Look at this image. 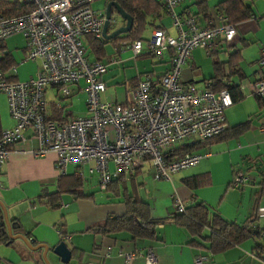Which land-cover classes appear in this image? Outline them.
<instances>
[{
    "label": "crops",
    "instance_id": "0c3cea01",
    "mask_svg": "<svg viewBox=\"0 0 264 264\" xmlns=\"http://www.w3.org/2000/svg\"><path fill=\"white\" fill-rule=\"evenodd\" d=\"M105 1L109 3L114 0ZM201 1L185 0L176 8V13L180 17H192L199 26L207 27L208 25L198 16L197 4ZM224 1L207 0L208 13L214 16L215 8ZM246 4H251L253 15L249 20L235 25L236 35L233 40L226 43L223 38H217L210 54L204 50H195L191 60L182 69V83L201 84L204 88L206 82L212 83L215 75L214 63H219L223 72V77L219 78V85L236 89L242 96L240 101L234 102L225 111L227 128L223 135L204 143L191 139L176 149L189 147L192 148L191 153H207L208 157L190 172L180 176L175 174L168 181L155 180L154 171L150 165L119 176L126 180L127 186L132 182L134 186L132 190L137 199L148 208L150 218L164 221L157 226L155 237L152 240L133 241L127 233L99 237L89 232L90 227L102 224L109 217H120L125 214L123 199L116 198L112 190H108L112 182L118 178L112 180L107 190H103L107 193L111 192L112 195L107 194L105 200L100 199L101 201L96 202L94 194L84 192L86 185H94L93 182L96 183V181L99 185L98 175L90 172L93 163L80 167L69 165L65 173H62L57 168L56 156L53 153L44 156H36L32 153L38 148V144L29 139L30 132L27 131L25 133L27 140L10 149L8 160L3 166L0 174V203L4 208L6 219L16 220L23 232L28 233L36 245H32L25 235H13L9 242L0 246V264H45L33 257L35 253L31 248L58 245L62 242V239L56 242V234L58 235L60 231L70 236L69 241L63 240V242L71 254L75 251L76 256L79 257V260L71 258L69 264H124V258L118 256V251L124 254L134 251L145 252L148 249L156 257V264H194V258L199 255L209 257L210 264H264V260L255 255V243L251 240L213 256L203 248L188 245L194 238L171 220L175 215L173 205L175 201H179L186 210L202 204L211 214H215L228 224L240 226L255 216L254 227L264 231V190L262 189L264 98L254 97L251 91L252 84L264 79V65L259 62L261 51L264 50V0H250ZM148 30L151 35L156 30H163L169 36L177 37V32L172 26V19L167 15L164 7L158 15L147 19V25L140 40L136 41H148L150 38L148 40L143 38ZM85 44L88 59L92 62L98 61L91 54L88 37L85 38ZM24 49L22 37L10 38L0 47L2 59L9 53L14 65L19 58L23 57ZM233 54H236L238 58L236 72H232L226 64ZM168 58L167 53L159 62L153 61L146 54L134 58L131 51L123 49L122 45L115 54H109L106 51V57L99 61L110 63L114 59L115 63L110 64L107 73L102 76V81L106 90L108 86L115 87V98L104 102L129 103L132 92L144 74H151L155 79H159L169 71ZM130 62L144 63L143 70L133 75L128 74L126 68H129ZM38 67V62L24 63L17 68V77L14 81L29 80L35 76ZM115 68L119 71L116 70L114 72L116 76L111 77L109 72ZM83 88V82L79 83L73 88L75 96L62 101L58 99L56 89H49L45 94L47 119L64 122L72 117L84 115L86 94ZM82 94L85 95L84 103L78 110L75 105H79V96ZM57 103L64 107L62 111L57 110L55 106ZM0 119L3 131L13 127L14 123L9 116L8 106L7 109L0 107ZM110 172H114L112 165H110ZM145 172L151 173L152 177L144 179ZM238 172L249 174L252 182L245 188L234 190L230 188V183ZM62 176L78 177L82 182V192L86 198L62 194L59 198V207L51 209L44 205L46 203L44 199L56 192L57 181ZM143 188L144 195H142ZM128 189L131 193V188L128 187ZM208 234L206 230L204 235ZM96 244H98L97 249ZM108 250L110 255L105 257ZM42 251L43 248L37 253L41 254ZM87 252L89 257H86ZM133 264H145V260L138 258Z\"/></svg>",
    "mask_w": 264,
    "mask_h": 264
},
{
    "label": "built area",
    "instance_id": "2783aa9c",
    "mask_svg": "<svg viewBox=\"0 0 264 264\" xmlns=\"http://www.w3.org/2000/svg\"><path fill=\"white\" fill-rule=\"evenodd\" d=\"M31 6V11L15 17L0 16V47L10 38L24 40V54L12 67L2 68L0 51V94L6 98L9 116L14 125L2 132L0 138V174L8 160L10 149L29 139L38 144L36 156L53 153L60 172L69 165L78 167L93 163L91 173L98 175L99 186L105 190L112 180L150 165L154 179L168 181L171 176L198 166L207 153H186L174 157L181 144L191 139L204 143L214 140L226 131L225 111L233 101L228 90L212 91L206 82L199 89L194 84L182 83V69L191 60L196 49L210 54L217 38L230 43L236 35L235 26L217 16L210 26L202 27L192 17H180L176 8L185 0H158L177 37L156 30L143 45L142 41H122L134 58L149 55L159 62L169 54V71L155 79L144 74L127 104L107 103L101 100L106 86L101 80L110 63L90 61L87 57L86 37L103 40L104 15H97L91 5L100 0H17ZM112 22L110 18L109 23ZM39 63L34 77L15 82L18 66ZM264 65V50L259 60ZM83 82L86 94V113L64 122L48 120L46 92L54 88L60 101L75 96L73 88ZM254 97L264 98V79L251 85ZM57 110L64 107L57 103ZM110 165L114 172H110ZM247 173L234 175L230 188L242 189L250 185ZM174 214L185 209L179 201L173 205ZM61 239L70 236L59 232ZM98 248V244L95 245ZM124 264H133L143 258L145 264H156L150 249L145 252L122 253ZM110 250L105 254L109 257ZM194 264H210L209 257L197 256Z\"/></svg>",
    "mask_w": 264,
    "mask_h": 264
},
{
    "label": "trees",
    "instance_id": "16d2710c",
    "mask_svg": "<svg viewBox=\"0 0 264 264\" xmlns=\"http://www.w3.org/2000/svg\"><path fill=\"white\" fill-rule=\"evenodd\" d=\"M128 15L133 19V26L131 31L124 35L121 41H136L140 40L142 33L147 25V19L159 14L163 5L158 0H114ZM250 0H225L215 8L214 16L208 13L207 0H202L197 4L198 16L201 20L210 26L211 22L215 21L217 16L227 19L232 25L249 20L253 15L251 4H246ZM31 6L22 5L17 0H0V16L15 17L22 14L29 13ZM119 38V37H118ZM118 38L112 40L116 41ZM91 54L96 60H101L106 57V42L104 40L88 37ZM111 42V41H110ZM232 72H236L235 68L238 64L236 54L230 56L226 63ZM13 66V60L10 54H6L3 58L2 68L4 70ZM215 75L212 78V83L209 88L214 91L222 89L228 90L232 101L237 102L242 99L240 93L236 89L228 86H220L219 78L223 77L221 65L214 63ZM3 129L0 119V138ZM192 148H182L175 150L174 157L182 156L186 153H191ZM128 187L131 188L129 193ZM82 182L78 177L62 176L57 181V190L54 194L45 197V206L56 209L59 207V198L62 194H70L75 198H86L82 192ZM108 189V188H107ZM106 189V190H107ZM134 186L127 182L123 177L112 182L108 190L114 194L116 198H122L125 204L126 212L120 217H109L102 224L90 227L89 232L99 237H109L120 233H127L132 237V240H152L156 234L158 225L163 224L164 221H156L150 218L148 208L143 205L134 193ZM264 190V183L262 184ZM41 200L43 199L40 198ZM171 220L179 227L184 228L191 238L188 245L197 248L205 249L211 255H218L233 246H239L246 241H253L255 243V255L264 260V231H259L254 227L256 221L255 216L248 219L242 225L228 224L223 222L215 214H211L207 207L202 204L196 205L193 208L185 209L183 214H175ZM208 231L207 236L204 235ZM24 236L32 245H36L35 241L29 237L28 233H24L20 224L16 220H6L4 216V208L0 203V246L9 242L12 236ZM63 242V240H62ZM79 260L75 251H72V259Z\"/></svg>",
    "mask_w": 264,
    "mask_h": 264
},
{
    "label": "rangeland",
    "instance_id": "374dc122",
    "mask_svg": "<svg viewBox=\"0 0 264 264\" xmlns=\"http://www.w3.org/2000/svg\"><path fill=\"white\" fill-rule=\"evenodd\" d=\"M107 3L108 2H106L105 0H100V1H96V2H94L92 5H91V7H92V9L97 13V15H104V13H105V9H106V6H107ZM111 19H112V22L111 23H109V26H108V33L109 34H111V33H113L115 30H117L118 28H121V27H123L124 25H125V22L115 13V12H112V14H111ZM123 36L124 35H121V36H119V38H118V40H116V41H111V42H109V43H107L106 44V51L109 53V54H115L120 48H121V40H119V39H121V38H123ZM151 37V33H150V31L148 30V31H146L145 33H144V36H143V38L144 39H146V40H148L149 38ZM20 44H22L21 42H19ZM142 43H143V45H146V41H142ZM196 50H199V49H196ZM195 51V50H194ZM193 51V52H194ZM192 52V53H193ZM192 57V56H191ZM137 61H139V60H137ZM209 63L207 62V65H208ZM144 66V63H140V62H130L129 64H128V67L129 68H126V71H128V74H135L137 71H142L143 70V67ZM20 66H18V68H19ZM143 67V68H142ZM116 70H118V69H112L109 73L111 74V77H113V76H116L115 74H114V72L116 71ZM119 71V70H118ZM110 74H108V76H110ZM114 78H116V77H114ZM101 80H102V78H101ZM196 87L197 88H202L201 87V84H198V85H196ZM114 89H115V87L112 85V86H108V88H107V90H106V93H104L102 96H101V100L102 101H112V100H114V98H115V92H114ZM79 98H80V103H79V105L78 106H76L75 105V107L76 108H78V110L80 109V108H82L81 107V104H83L84 103V98H85V95L84 94H82V95H80L79 96ZM7 102H6V100H5V96H3V94H0V107H1V109L3 108V109H7V104H6ZM194 169V167L193 168H189V169H187V170H184V171H181V172H179V173H177L175 176H180V174H184V173H188V172H190L191 170H193ZM143 175V174H142ZM152 177V175H151V173H149V172H145V174L143 175V178L144 179H150ZM174 177V176H173ZM141 178V177H140ZM142 179H140V181H141ZM93 184L94 185H91V186H93V187H91V186H89V185H86L85 187H84V192L86 193V194H94L95 195V197H94V200L96 201V202H98V201H101L100 199H106V197H107V194L110 196V195H112L111 194V192L109 193H107V192H104L103 190H101L100 189V186L99 185H97V181H96V183L95 182H93ZM144 193H145V190H144V188L142 189V195H144ZM67 196H69V195H67ZM59 239H61V236L58 234H56V242H58L59 241ZM44 247H46V248H48V252L45 254V257H43L42 256V252H41V254L38 252L37 253V251H35V252H33V253H35V255L33 256L34 258H36L37 260H41L42 262H44L45 264H48V263H50V264H61L60 263V260L56 257V255H54L53 253H52V249L54 248V247H56V246H54V247H50L49 245H44ZM86 257H89V253L87 252V254H86Z\"/></svg>",
    "mask_w": 264,
    "mask_h": 264
},
{
    "label": "water",
    "instance_id": "95a60500",
    "mask_svg": "<svg viewBox=\"0 0 264 264\" xmlns=\"http://www.w3.org/2000/svg\"><path fill=\"white\" fill-rule=\"evenodd\" d=\"M112 12H115L125 22V25L121 28H118L113 33L108 34L109 20L111 18ZM104 16H105V22L102 29V38L104 41L110 42L121 35H127L131 31L133 26L132 17L128 15L115 1H110L107 4ZM41 248H43L42 256L45 257V254L49 251L48 248L43 246V247H37L31 249L32 252H35L41 250ZM52 253L56 255V257L60 260L62 264H69L71 261L72 258L71 251L68 249V247L64 242H61L58 245H56V247L52 249Z\"/></svg>",
    "mask_w": 264,
    "mask_h": 264
}]
</instances>
